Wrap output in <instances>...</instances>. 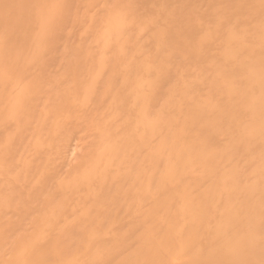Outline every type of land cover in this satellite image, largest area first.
<instances>
[{
	"label": "bare ground",
	"instance_id": "6f19581e",
	"mask_svg": "<svg viewBox=\"0 0 264 264\" xmlns=\"http://www.w3.org/2000/svg\"><path fill=\"white\" fill-rule=\"evenodd\" d=\"M0 264H264V0H0Z\"/></svg>",
	"mask_w": 264,
	"mask_h": 264
}]
</instances>
